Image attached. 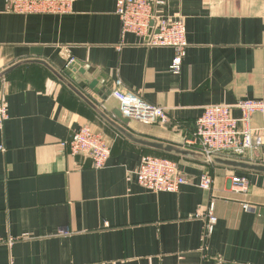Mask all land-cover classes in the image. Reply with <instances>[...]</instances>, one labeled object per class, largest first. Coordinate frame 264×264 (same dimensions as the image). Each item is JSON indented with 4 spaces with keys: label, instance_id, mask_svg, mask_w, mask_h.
Wrapping results in <instances>:
<instances>
[{
    "label": "crops",
    "instance_id": "1",
    "mask_svg": "<svg viewBox=\"0 0 264 264\" xmlns=\"http://www.w3.org/2000/svg\"><path fill=\"white\" fill-rule=\"evenodd\" d=\"M11 1L0 0V72L30 62L0 79L9 114L0 130V264H264L263 173L138 144L32 61L61 72L84 64L100 81L98 91L80 88L111 120L200 152L190 141L205 106L264 100V0H154L158 17L185 21L178 72L170 67L174 47L123 34L116 0H75L66 14L16 13ZM117 89L165 108L168 121L119 119ZM253 123L261 125L259 113ZM84 125L111 147L101 169L70 154ZM145 155L177 160L190 181L177 192L145 188L135 174ZM208 170L214 183L205 190ZM234 175L247 178L245 190ZM211 208L217 221L205 240Z\"/></svg>",
    "mask_w": 264,
    "mask_h": 264
},
{
    "label": "built area",
    "instance_id": "2",
    "mask_svg": "<svg viewBox=\"0 0 264 264\" xmlns=\"http://www.w3.org/2000/svg\"><path fill=\"white\" fill-rule=\"evenodd\" d=\"M74 2L75 0H12L11 10L21 14H66L72 10ZM116 13L121 20L123 34L131 32L143 37L147 46L174 47L176 56L170 67L173 72L179 71L187 46L183 18L166 20L158 17L154 10V0H116ZM113 94L120 102L123 115L129 119L149 124L166 123L169 119L165 108L151 104L137 94L119 89L114 90ZM7 100L8 90L0 85V130L9 118ZM234 109L241 112L240 117L234 116ZM256 113L261 115L260 126L253 123ZM190 142L194 149L207 157H238L264 163V100L242 99L235 104L205 106L197 119V128ZM68 145L72 156H90L92 166L96 169L103 168L111 155L107 139L89 125L76 130ZM135 174L142 186L154 192H177L190 181L181 171L179 162L167 156L145 155ZM231 181L236 187L243 190L247 188L248 180L244 176L234 175ZM213 183V171L204 172L200 187L210 190ZM245 208L250 207L245 205ZM204 217L206 240L212 233L217 218L212 208ZM61 233L69 234V230Z\"/></svg>",
    "mask_w": 264,
    "mask_h": 264
},
{
    "label": "water",
    "instance_id": "3",
    "mask_svg": "<svg viewBox=\"0 0 264 264\" xmlns=\"http://www.w3.org/2000/svg\"><path fill=\"white\" fill-rule=\"evenodd\" d=\"M28 61V60H27ZM27 61L19 62L5 70L0 72V79L4 78L10 71L15 68L25 64ZM37 63H41L46 68H48L61 82L66 84L73 92H75L80 98H82L86 103H88L96 112H98L103 118L108 120L116 129L119 130L126 137L131 139L132 141L159 150L169 154L184 156V157H192L198 161L215 164L218 166L233 168L242 171L248 172H258L264 174V163L251 162L244 159H240L238 157H224V156H212L207 157L202 152H197L194 150L187 149L182 146H178L172 143L164 142L161 140L141 136L130 132L129 130L121 127L118 123L114 122L105 114L100 108L93 103L88 96L81 90L80 87L87 86L92 90H97V84L100 81L97 76V72L93 73L90 68H87L82 63H71L68 64L67 67L61 72L51 66L48 62L44 60H32ZM30 62V61H28ZM117 116L119 119L124 120V122H128L129 118H124L122 112H118Z\"/></svg>",
    "mask_w": 264,
    "mask_h": 264
}]
</instances>
